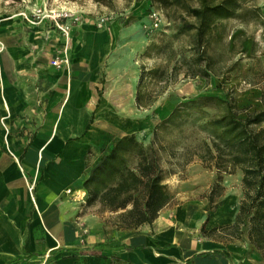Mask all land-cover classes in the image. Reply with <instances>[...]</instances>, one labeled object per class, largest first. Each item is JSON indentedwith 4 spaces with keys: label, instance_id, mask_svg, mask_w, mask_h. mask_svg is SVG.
Returning <instances> with one entry per match:
<instances>
[{
    "label": "crops",
    "instance_id": "0c3cea01",
    "mask_svg": "<svg viewBox=\"0 0 264 264\" xmlns=\"http://www.w3.org/2000/svg\"><path fill=\"white\" fill-rule=\"evenodd\" d=\"M0 2V264H264L256 250L182 229L192 221L178 209L109 233L91 213L99 203L67 195L84 191L88 149L135 133L105 96L109 37L81 14L67 38L32 20L48 0ZM57 58L68 66H52Z\"/></svg>",
    "mask_w": 264,
    "mask_h": 264
},
{
    "label": "rangeland",
    "instance_id": "374dc122",
    "mask_svg": "<svg viewBox=\"0 0 264 264\" xmlns=\"http://www.w3.org/2000/svg\"><path fill=\"white\" fill-rule=\"evenodd\" d=\"M211 1L217 3L220 0ZM240 2L241 17L223 23L222 39L211 41L213 49L209 51L215 57L223 54L220 60H226V67L235 62L238 65L235 72L223 75L222 79L217 76L209 81L185 75L182 60L184 62V59L187 61L191 58L189 46L194 44V33L178 32L177 16L183 14L181 9L163 8L151 0H48L47 6L31 13V19L35 22L47 21L64 36L57 24L74 27L80 21L78 14H81L96 29L107 33L111 45L105 68L111 75L105 76L109 79L104 86L108 88L105 96H108L122 121L131 120L135 123L134 134L138 141L148 146L154 139L153 129L179 104L201 96L223 97L216 90L221 80L223 93L229 92L233 85L237 86L235 96L240 118L245 119L248 114L262 109L261 88L264 85L258 87L250 82L254 72L264 76V44H260L264 42V30L260 7L257 0ZM3 7L0 2V10ZM151 11L158 12L162 18L158 30L150 29ZM57 15H66L68 18L56 20ZM75 19L78 21H73ZM66 20L70 22L65 23ZM225 51L226 55L223 53ZM250 68L252 72L245 75L249 81H242L243 78L237 74L242 72L244 76ZM206 110L210 114L214 113L212 108ZM195 118L196 115L191 114L188 118L178 119L166 129H160L155 141L158 146L164 147L160 152L163 184L173 196L168 208L178 209L180 215L191 218L189 228L183 225L182 229H191L192 233L201 235L206 209L221 205L210 213L209 222L214 217L215 225L210 222L206 230L227 226L234 209L244 200V193L242 172L239 169L232 174L220 172L214 166V161L205 155L203 143H210L209 137L207 131L201 130L194 121ZM95 156L94 151L88 157L89 166L96 161ZM217 186L223 188L221 197H218ZM213 189L215 192L211 193ZM210 196H213L212 202ZM91 213L104 221L107 232H112L113 214L104 212L101 207L93 209ZM209 236L216 242L226 245L235 243L249 249L246 235H242L239 240H231L218 229Z\"/></svg>",
    "mask_w": 264,
    "mask_h": 264
},
{
    "label": "trees",
    "instance_id": "16d2710c",
    "mask_svg": "<svg viewBox=\"0 0 264 264\" xmlns=\"http://www.w3.org/2000/svg\"><path fill=\"white\" fill-rule=\"evenodd\" d=\"M6 1V0H2ZM13 2L20 0H11ZM163 8L182 10L178 14L180 34L194 33V44L189 46L191 58L182 60L185 75L192 79L214 80L235 72L238 62L225 66L226 60H220L209 54L213 49L211 41H220L224 31V22L239 19L242 10L240 0H151ZM191 22H190V21ZM224 49V46H223ZM226 55V51L223 52ZM252 55L253 51L251 52ZM231 56V54H228ZM225 68V70H224ZM242 81H249L245 75ZM223 72V73H222ZM236 76V77H237ZM250 82L264 85V76L253 73ZM235 77V78H236ZM216 85L223 97L201 96L176 106L169 116L153 129V140L148 146L138 141L136 134H129L117 139L110 146L94 147L87 151L82 188L86 193V207L99 203L104 212L114 215L112 223L118 230L134 231L139 227L151 226L159 213L168 207L173 196L163 184L158 146V131L166 129L178 119L196 115L195 122L200 129L207 131L210 143H203L205 155L220 172L232 174L239 169L242 172L241 185L244 200L236 208L231 224L206 230L209 216L220 204L206 209L207 216L200 232L203 238H211L219 229L231 240H239L246 235L250 250L261 253L264 259V86L260 111L248 114L245 119L237 112V86L233 85L227 93L221 91V83ZM212 108L214 113L207 112ZM95 151L96 161L89 166L88 157ZM94 154V153H93ZM218 197L223 188L217 186ZM215 192V189L211 193ZM212 202L213 196H210ZM223 203V202H222ZM212 239V238H211ZM221 254L214 251L204 253ZM201 255V256H202Z\"/></svg>",
    "mask_w": 264,
    "mask_h": 264
},
{
    "label": "built area",
    "instance_id": "2783aa9c",
    "mask_svg": "<svg viewBox=\"0 0 264 264\" xmlns=\"http://www.w3.org/2000/svg\"><path fill=\"white\" fill-rule=\"evenodd\" d=\"M63 18H68V16L57 15L55 19L58 20V19H63ZM149 20L151 23V26H150L151 30H158L161 27L162 18L158 12L151 11L150 15H149ZM73 21L77 22L78 19H75ZM57 27H59V29H61V31L65 37H68L69 32H70V25L67 24L66 26H64V25L59 26L57 24ZM51 65L56 67V68H60L62 66H68V60L66 58H64V59H58L57 58L51 62ZM65 193L69 196H72L76 201H79L82 204L81 206L83 208L86 206V193L84 191L80 192V191L67 190Z\"/></svg>",
    "mask_w": 264,
    "mask_h": 264
},
{
    "label": "bare ground",
    "instance_id": "6f19581e",
    "mask_svg": "<svg viewBox=\"0 0 264 264\" xmlns=\"http://www.w3.org/2000/svg\"><path fill=\"white\" fill-rule=\"evenodd\" d=\"M25 19V18H24Z\"/></svg>",
    "mask_w": 264,
    "mask_h": 264
}]
</instances>
